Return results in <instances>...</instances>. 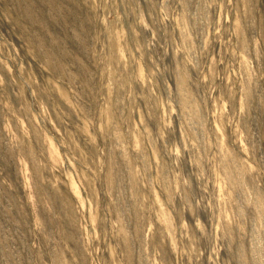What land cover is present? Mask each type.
<instances>
[{
	"label": "rangeland",
	"instance_id": "1",
	"mask_svg": "<svg viewBox=\"0 0 264 264\" xmlns=\"http://www.w3.org/2000/svg\"><path fill=\"white\" fill-rule=\"evenodd\" d=\"M0 264H264V0H0Z\"/></svg>",
	"mask_w": 264,
	"mask_h": 264
}]
</instances>
